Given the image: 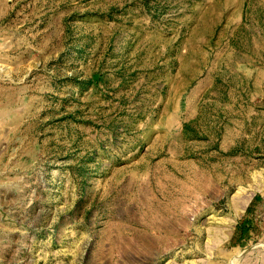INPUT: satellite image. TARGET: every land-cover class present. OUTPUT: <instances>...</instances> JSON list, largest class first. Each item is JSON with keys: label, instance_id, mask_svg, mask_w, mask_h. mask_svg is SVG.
Returning <instances> with one entry per match:
<instances>
[{"label": "rangeland", "instance_id": "1", "mask_svg": "<svg viewBox=\"0 0 264 264\" xmlns=\"http://www.w3.org/2000/svg\"><path fill=\"white\" fill-rule=\"evenodd\" d=\"M0 264H264V0H0Z\"/></svg>", "mask_w": 264, "mask_h": 264}]
</instances>
